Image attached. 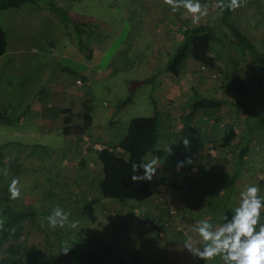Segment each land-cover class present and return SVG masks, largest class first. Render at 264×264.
Here are the masks:
<instances>
[{"label":"rangeland","instance_id":"obj_1","mask_svg":"<svg viewBox=\"0 0 264 264\" xmlns=\"http://www.w3.org/2000/svg\"><path fill=\"white\" fill-rule=\"evenodd\" d=\"M55 1L59 6H67L72 22L86 23L90 20L93 22L92 25H96L95 28L92 26L88 29L93 32L91 44L94 49L93 57L95 55L96 59L93 58V62H88L89 64H86V60L83 59V62L80 63L84 64L83 68L80 65L78 67L81 68L80 70H85L88 65L93 67L89 85H83L76 89L78 92L81 91L78 96L65 95L64 99L60 100V88L69 78L66 74L58 71V67L61 65L53 61L58 59L56 53L60 51L54 42L63 36L65 38L66 32L62 29L61 24L59 25L54 20L52 21L56 24V30H50L48 19L46 27H24V29L17 27L18 35L26 33L28 39L23 41L35 50L23 49L18 51L24 53L20 55L9 54L8 51L6 56L0 58V66H5L0 68V79L3 78L0 80V104L10 101L14 106H22V109L24 104L30 105L37 98L34 99L35 95L33 94L26 95L30 86L24 83L29 80L30 75L32 78L37 72L32 73L33 75L31 72H20L14 77L15 75L8 76L6 71L12 70L10 73L14 74V71L19 72L30 68L34 72V70L42 69V65L38 67L24 64V66L14 67L10 66L12 58L26 59L25 57H28L29 60H34V64H36V60L41 59L42 62L44 60L47 62L49 59L46 66H48L50 74L39 78L37 84L45 89L49 87L51 95L43 100L50 102L49 113L55 112L56 114L55 117H52L56 122L55 124L53 121L56 128L51 129L49 135L43 133L47 127H45V123L41 122L43 119L40 118V115H32V120H28L29 124L25 125V118L21 117L22 112L15 114V111H11L12 118L18 117L19 120H14L12 125H0V167L2 168L0 180L9 187L13 179H18L21 194L29 193L28 196L36 200L43 195L45 190L51 189L63 201L79 191L89 195L96 194L94 186L90 184L91 177L94 175L96 178L97 172L94 166L92 169L95 170V173L91 169L82 173L78 169L75 171L76 167H73V161L65 162L72 158L78 162V159L81 160L82 157H56L61 151L64 152L61 148L63 149L66 142L59 127L61 125L59 112L61 108L70 109L72 118L76 122H79L83 115L91 117L92 124L89 133L96 132L98 136L101 135L95 137V139H100L101 143L108 142L107 135H111L112 140L119 138L131 118L151 116L153 109L150 96L155 100L157 111L163 122L172 126L173 129L176 128L183 115V110L179 106L181 100L189 98L193 92L208 99H228L237 103H247L264 113L263 82L257 84V79L251 81L249 77H245L243 86L247 95L244 97L230 88L220 86L222 62L229 56V52L221 53L222 48L217 43L214 44V48L218 50L219 58H222L221 61H218L219 68L208 70L194 61L188 60L184 74L178 78L162 72L166 61L173 54L179 41V35L173 31L175 30L174 21L180 18L179 20L190 25H214L213 18L216 17V11H218L215 3L218 0H200L202 4L208 6V15L201 17L196 23H193L192 15L186 10L178 8L173 11L171 6L165 3V0H68L66 4L65 1ZM37 5L44 6L40 2ZM27 8L29 9L18 14L12 10L0 12V24L7 26V23L12 24L18 18L21 19L27 14L30 16L36 12L38 15L40 14L41 21L45 20L47 13ZM177 12L180 13L179 17L176 16ZM211 14L214 15L210 17ZM233 19L252 38L258 52L264 56V0H251L248 6L236 11ZM32 34H34L33 39H31ZM17 41H21V38ZM49 43L53 44L54 50L48 47ZM55 47L57 48L56 53ZM16 51L14 49L13 52ZM28 53H31L32 57ZM61 64L71 69L75 67L71 61H64ZM6 67H10V70H6ZM89 71L91 70L89 69ZM129 96L131 97L129 102L122 105V102ZM225 112V121L233 120L236 117V111L230 106L226 107ZM238 117L243 120L245 115L241 113ZM27 135L29 137L33 135L32 139H29ZM87 136L89 135L87 134ZM100 141L96 140V142ZM219 143L220 141H217L216 146H219ZM250 148L254 160L259 157V162L255 165L260 167L261 173V169L264 171V167L262 168L264 164V133L254 135ZM215 150L220 155L225 153L220 147ZM200 152L201 150L197 149L195 153H189L187 157L191 158L187 162L192 163L194 157H200ZM46 155L50 158L36 159L37 157H47ZM206 157H210L209 154L203 158V162L198 163V168L194 171L197 174L201 173L202 163L205 162L210 172L204 175L203 180L210 183L211 176L217 179L220 174H224L228 170L230 165H225V160L221 161L225 167L224 172V169L218 164L219 161L211 160L208 163ZM211 164L215 166L214 170L211 168ZM190 166L192 165L190 164ZM190 170L184 168L176 178H170L164 183L161 178L158 179L163 188V197L168 196V203L161 201L158 197L156 201L145 204V213L143 210L135 209L128 202L123 205L113 200L101 202L94 208L95 223H88L85 227H80L79 231L98 233L100 240L105 245L114 248L120 257L136 264H197V256L193 255L186 244L191 243L192 248L199 247L198 243L194 241V238L198 237L194 231L196 227L194 217L202 218L204 212L201 213L203 210L201 206L203 201L200 200L201 192L186 190L192 181V177L189 175ZM229 170L232 171L233 168L230 167ZM159 173L161 174L160 167L157 168L156 175ZM253 174L247 171L240 177V180L250 178ZM232 176H236V174ZM46 177L52 178L54 182L50 184L45 182ZM187 177L189 179L185 180ZM224 182L226 181L223 180L216 186L221 189H209L210 193L204 198L221 203L222 211L224 210L223 204L226 205L227 210H233L231 203L225 201V199L227 200L225 193L229 194V187H234L238 182L230 185L224 184ZM174 185H176V189L171 187ZM178 189L186 190L183 194L177 193L178 191L174 193V197L178 196L185 208L177 206L172 197L171 192ZM229 200L231 201V198ZM65 204L66 202L62 205ZM188 204L190 207H187ZM195 204L198 205L199 210L195 208ZM49 205L50 203L44 208L48 209ZM168 209H175L180 214L171 218L168 215ZM158 215H164L163 222L169 223L167 234L163 238L155 237V231L151 226V222H154ZM177 227L181 228L180 232L176 231Z\"/></svg>","mask_w":264,"mask_h":264},{"label":"trees","instance_id":"obj_2","mask_svg":"<svg viewBox=\"0 0 264 264\" xmlns=\"http://www.w3.org/2000/svg\"><path fill=\"white\" fill-rule=\"evenodd\" d=\"M39 2L44 6H38ZM228 2L229 0H224L225 5ZM250 3L251 0H246L242 7ZM27 7L38 10L40 13L47 12L56 23L61 24L67 36L75 41L83 58L87 62L92 61L93 32L88 30L96 26L92 25V21L72 22L67 6H59L55 0H0V12L12 10L18 14L29 9ZM238 9L229 10L227 7L223 11L218 9L217 18H213L214 25H190L179 20L180 18L174 21L175 30L173 31L179 35V41L163 67V74L175 78L182 76L188 60L208 70L219 68L218 61L222 58H219L218 50L214 48V44L217 43L222 48L221 53L229 52V56L222 62L220 81L222 88H230L244 97L247 95L243 86L245 77H249L251 81L257 79V84L264 83V56L258 52L252 38L234 21V14ZM176 16L179 17L180 13L177 12ZM18 36L17 27L0 24V58L8 52L9 37L17 38ZM58 68V71L66 74L73 83L77 84L76 82L79 81L82 86L89 85L85 75L66 66L61 65ZM35 78L34 76L31 78L30 75L29 80L24 82L25 85L28 83L31 86L29 90H34L33 86H39L37 84L39 81ZM30 81L32 82L29 83ZM130 98L129 96L123 101L122 105L129 102ZM149 99H152L153 114L149 117L131 118L125 126L123 135L106 144L111 150L96 153L102 169L101 180L93 184L96 194L89 195L79 191L63 201L55 191L49 189L36 200L28 196L29 193L21 194L18 199L13 200L10 198L8 185L0 180V264H136L120 257L114 248L105 245L98 233H82L79 228L85 227L88 223H95L94 208L101 202L113 200L121 205L128 202L135 209L141 210L144 204L156 201L158 197L164 195L156 190V184H160V178L163 183L170 179L172 173L175 174L173 178H176L185 168L184 165L179 167L180 169L177 167L178 162H183L181 157H187L189 153H195L197 149L201 150L200 157H205L207 154L210 157H228L226 164L233 170L230 171L229 167L220 183L224 180L226 181L224 184L230 185L241 181L240 177L249 171L251 164L248 157H252L250 145L254 135L264 133L263 112L247 103H237L228 99H208L193 92L189 98L181 100L179 106L183 110V115L173 129L172 126L163 122L157 111L155 100L151 96ZM228 106L236 111V117L225 121V109ZM18 109L20 106H14L10 101L1 103L0 125L8 126L12 125L14 120L18 121V117L13 119L11 116V111L16 113ZM26 110L29 111V108ZM59 112L64 116L61 129L63 137H83L89 133L91 117L84 115L82 122L78 124L69 116L70 110L61 109ZM241 113L245 115L243 120L238 117ZM25 115L26 113L23 112L21 117ZM184 139L189 140L187 147L183 144ZM217 141H220L219 146H216ZM217 147L222 148L225 153L223 155L217 153L215 150ZM153 155L157 156L159 163L163 165L161 174L155 176L156 184L153 180L132 182L130 179L134 174L132 163L146 162ZM46 156L36 159L50 158ZM167 162L171 163L170 167ZM0 170H2L1 167ZM209 172V170L202 171L200 184L206 186L207 192L211 188L221 189L216 187L217 184L203 180L204 175ZM138 174L143 175V170H138ZM233 174L236 176H232ZM45 182L50 184L54 181L46 177ZM234 187H229V194L225 193L227 197L225 201L231 203L233 210H227L226 205L223 204L222 211V206H218L221 203L207 200L211 209L216 210L215 219L211 221L215 226L224 223L225 216L230 219L235 207L238 206L233 199ZM65 202L66 204L62 205ZM49 203L51 206L45 209L44 207ZM55 207L70 212V218L78 223V227L50 230L45 218ZM262 217H264V211H262ZM163 218L164 215H158L157 219L153 218L155 220L151 222L155 237L163 238L167 234L168 228L163 224ZM183 242L185 243L184 240ZM65 248L70 249L65 253ZM218 259L219 257L207 262L197 257V264H223V261Z\"/></svg>","mask_w":264,"mask_h":264},{"label":"crops","instance_id":"obj_3","mask_svg":"<svg viewBox=\"0 0 264 264\" xmlns=\"http://www.w3.org/2000/svg\"><path fill=\"white\" fill-rule=\"evenodd\" d=\"M58 1H65V4L66 3H68V0H58ZM71 2V1H70ZM59 5V4H58ZM61 6V5H60ZM36 11V10H35ZM47 12H45V14H46ZM6 16V15H5ZM9 16H12V15H9ZM40 16V14L38 15V12H36V13H33V14H31L30 16H28V14H27V16L26 17H24V18H21V19H19L18 18V20H16V22H14V23H12V24H9V23H7V26H10V27H12L13 28V26L12 25H15L16 27H18V29H24V27H32V28H39V26L40 27H46V20L48 19V23H49V26H50V30H56V24L54 23V21H52L53 19L51 18V16L50 15H46V17H45V20H43V21H41L40 19H41V17H39ZM42 16V15H41ZM26 24V25H25ZM34 34H32L31 35V39H33V36ZM21 38V41H17V39H20ZM26 39H28V37H27V34L26 33H23L22 35H19L17 38H13V37H9V39H8V51H9V54L11 53V54H13V55H20V54H24V53H22V52H18V51H21V50H25V49H30V50H35V49H32V48H30L29 46H28V44L25 42V41H23V40H26ZM9 40H10V42H9ZM54 43H56V45L58 46V50H60L59 52H57L56 53V50H57V48L55 49V53H56V55H57V57L56 58H58V59H55V60H53L54 62H56V63H58V64H60V65H62L61 63H64V61H71L73 64H74V66L75 67H73L72 69H74V70H79L80 72V74H83V75H85L86 77H87V80H88V83H89V81H90V77H91V72H92V66L90 67V65H88V66H86L87 68L85 69V70H80L81 68H83V65L84 64H80L81 62H83V55L80 53V51L78 50V48L76 47V45H75V41L73 42L68 36H66L65 38H64V36L62 37V38H60L57 42H54ZM53 44H51V43H49L48 44V47L51 49V50H53V46H52ZM14 49H16L17 51L16 52H13L14 51ZM11 50V51H10ZM95 54V53H94ZM28 55L29 56H31L32 57V54L31 53H28ZM6 56V55H5ZM26 59H21V58H19V57H16L15 59H11L10 60V62H11V64H10V66H14V67H18V66H24V64H27L26 66H30V65H32V66H34V65H36V66H41L42 65V69H40V70H34V72H33V70H31L30 68H27L26 70H22V71H19V72H13L14 74H11L10 72H12V70L11 71H6L7 73H8V76H11V75H15L14 77H16L17 75H19V73L21 72V73H28V72H31V74L33 73H35V72H37L35 75H34V77H36L35 78V80L36 81H39V78H44V77H46V76H49V74H50V70H48V66H46V65H48V63H49V59H47V62H45V60L42 62V60L40 59V60H36V64H34L33 62H34V60H29L28 59V57H25ZM94 59H96L95 58V55H94V57H93ZM72 59H73V61H72ZM93 59V60H94ZM85 62H87V61H85ZM93 61H91V62H89V63H92ZM42 63V64H41ZM88 62L86 63V64H89ZM79 65L81 66V68L79 69L78 67H79ZM3 66V65H2ZM2 66H0V68L2 69ZM46 66V67H45ZM5 66H3V68H4ZM6 70H10V67H6L5 68ZM89 69L91 70V71H89ZM4 71V70H3ZM56 72H58V71H56ZM10 73V74H9ZM32 74V75H33ZM0 80H3V78L2 79H0ZM32 81H30L29 83H31ZM28 84V83H27ZM53 84H55V83H53ZM80 86H82V85H80V84H73V81L71 80V78H69V80L64 84V85H62V87L60 88V90H61V93H60V100H61V98H62V100L64 99V97H65V95L66 96H74V97H76V95L78 96V94H81L80 92H78V91H76V89H79L80 88ZM31 87V86H30ZM34 90H29L28 91V93H27V95L28 94H33V95H35L34 96V99L35 100H33V102H31V104L30 105H27V104H24V107L21 109V107L22 106H20V111L18 110L17 112L19 113V112H24V113H26V115L23 117V118H25L24 119V124L26 125V124H29V122H27L28 120H32V118H31V116L32 115H40V118H42L43 120L41 121V122H43V123H45V127H47V130H45L43 133H44V135H49V132L51 131V129H55L56 128V126H55V124H56V122L53 120V116L55 117L56 116V114H55V112L54 113H49L50 112V110H51V106H50V102H48V100H43V98H46V97H50V95L51 94H49V87H46V89H45V87H39V86H33L32 87ZM66 89H69V90H66ZM46 90V91H45ZM27 108H29V111L28 110H26ZM61 109H68V108H61ZM60 109V110H61ZM59 110V111H60ZM68 110H70V109H68ZM18 113H15V114H18ZM58 113V112H57ZM61 115V114H60ZM71 118H72V115H71V111H70V115H69ZM84 117V115L80 118V121L79 122H76V121H74V122H76V123H78V124H80L81 122H82V118ZM60 118H61V125L59 126L60 127V129H62L63 128V118H64V116L63 115H61L60 116ZM73 119V118H72ZM59 120V119H58ZM53 121L55 122V124H53ZM125 129H126V127L124 128V130H122L123 131V133L125 132ZM123 133L122 134H120V135H123ZM88 135L91 137V139H94L95 141L97 140H99L100 141V139H95V137H100L101 135H99L98 136V133H88ZM28 136V135H27ZM31 136L33 137V135H30V137H29V139H32L31 138ZM113 137V136H112ZM120 137V136H119ZM81 138L82 137H75V136H68V137H64V139H65V146L63 147V149L61 148V150H64V152L62 153V151L61 150H57V151H61V153L60 154H57V156L56 157H69V158H71V157H82V159L80 160V159H78V162L76 161H74L73 160V158L70 160V159H67V160H65V162H69V163H71L72 161H73V167H76V169H75V171L78 169V171L80 172V171H82V173H84L86 170L88 171V170H92V172L93 173H95V170H96V178L94 177V175L91 177V179H90V184L91 185H93L92 184V182H97V181H99V180H101V178H102V169H101V165L99 164V162H98V160H97V154L95 153V152H92V151H84V149H83V147H82V142H81ZM104 138V137H103ZM106 140L108 141V142H105L104 144H108V143H110V142H113V141H115V140H112V138H111V135L110 136H106ZM100 142H102V141H100ZM54 152V151H53ZM49 153V155L51 154V151L50 152H48ZM152 157H149L147 160H146V162H148L150 159H151ZM189 158H191V157H181V159H183V165L185 166V169H187V170H190L191 168V170H190V173H189V175L192 177L191 178V180L192 181H190V183H191V185H189V184H187V185H189V187L188 188H186V190L189 192H192V191H194V192H196V191H198V192H201V198H200V200L202 199V201H203V203H202V207H203V210L201 211V213H203L204 212V214H203V216H201L202 218H200V217H194V222H195V224H196V226L198 225V223H199V221H201V220H205V219H207V220H209L210 222L213 220L214 221V219H215V216H216V210L214 211V209L212 210L211 209V207H210V204L208 203V201L204 198V196H206L207 194H206V192L208 191V189L206 188V186H204V185H200V183H201V180H200V177H201V173H202V171L204 170H209L208 169V167H207V165H205V162L204 163H202L203 164V170L201 171V173H196L194 170L196 169V168H198L197 166H198V163H201V162H203V158L204 157H194V160H193V162L192 163H190V162H187V160L189 159ZM258 158V159H257ZM257 158H255V160H254V158L253 157H248V161L251 163L250 164V166H249V171L250 172H252V173H254L250 178H247V179H241V181L238 183V184H236L235 185V189L233 190V195H234V197H233V199H234V202H235V204H239V202H240V193L241 192H243V191H245L246 190V188L248 187V186H251V185H258L259 186V188H260V192H259V194L261 195V196H264V171H262V169H261V173H260V167H258L257 165H255V164H258V162H259V157H257ZM70 160V161H69ZM80 160V161H79ZM206 160H208L207 162L208 163H210V161L211 160H216V161H219L218 162V164L219 165H221V167L224 169L225 167H224V164H226V163H224V164H221V161H223V160H225V162H227V160H228V158L227 157H222V156H220V157H206ZM256 162V163H255ZM74 164H75V166H74ZM190 164L192 165V166H190ZM167 165L170 167L171 166V163L169 162H167ZM95 167L94 169H92V167ZM158 167H160V169H163V165H161L160 163L158 164ZM157 167V168H158ZM213 167H215L214 165H212L211 164V168L213 169ZM218 167V166H217ZM220 167V168H221ZM264 167V164H263V166H262V168ZM179 168V167H178ZM180 169V168H179ZM212 169H210V170H212ZM264 169V168H263ZM214 170V169H213ZM224 172H225V169H224ZM247 173V172H246ZM162 174H164V173H162ZM224 174H220L219 175V177L217 178V179H214V178H212V176L210 177V181H211V183L212 184H218V183H220V180H221V178H222V176H223ZM178 176V175H177ZM73 177V176H72ZM173 177H175V174H170V178H173ZM261 179V180H260ZM166 181H168V180H165V182ZM175 186V187H174ZM174 186H171V187H173V188H175L176 189V185H174ZM185 189H178V190H176V191H172L171 192V194H172V197H173V199H174V202H175V204L177 205V206H179V207H182V208H185L184 207V204L183 203H181L179 200V198H178V196L177 197H174V193H176L177 191V193H184L185 191H186ZM206 191V192H205ZM205 192V193H204ZM168 193H169V191H168ZM208 194L210 193V191L209 192H207ZM170 194V193H169ZM170 194V195H171ZM166 197H168V196H166ZM210 202V201H209ZM147 204V203H146ZM187 204V203H186ZM189 206H187V207H190V204H188ZM196 206H195V208L197 209V210H199V207H198V205L197 204H195ZM219 207H221V205L219 204L218 205ZM144 207H145V204L143 205V209H141V210H143L145 213H146V210L144 209ZM193 207V206H192ZM210 207V208H209ZM193 209V208H192ZM137 210H139V211H141L140 210V208H138ZM206 212V213H205ZM220 213V212H219ZM194 214V213H193ZM208 214H209V216H208ZM261 223H264V221H261ZM194 241H195V243L197 242L198 243V245H199V247L198 248H201L202 246H203V241L199 238V236L197 237V238H194ZM219 261H222L220 258L218 259Z\"/></svg>","mask_w":264,"mask_h":264},{"label":"clouds","instance_id":"obj_4","mask_svg":"<svg viewBox=\"0 0 264 264\" xmlns=\"http://www.w3.org/2000/svg\"><path fill=\"white\" fill-rule=\"evenodd\" d=\"M173 11L183 8L193 17V23L201 17L208 15V6L202 4L200 0H165ZM246 3V0H229L225 5L224 0H218L216 7L223 11L225 7L229 10H236ZM185 147L189 145V140L184 139ZM159 158L155 155L148 162L132 163V182L152 181L156 175ZM183 162H178L177 167H182ZM143 170V175L138 174V170ZM18 179H13L9 185L8 192L10 198L15 200L21 196L18 187ZM258 185H251L240 193V202L235 207L234 214L229 219L224 217V223L215 226L209 220H201L194 231L204 242L201 248H192L191 243H187L193 255L200 259L211 262L219 257L223 264H264V223H261L262 211H264V196L259 194ZM71 213L63 208L55 207L45 218L50 230L71 228L76 229L78 223L73 221ZM191 239V238H190ZM70 248H65L66 253Z\"/></svg>","mask_w":264,"mask_h":264},{"label":"built area","instance_id":"obj_5","mask_svg":"<svg viewBox=\"0 0 264 264\" xmlns=\"http://www.w3.org/2000/svg\"><path fill=\"white\" fill-rule=\"evenodd\" d=\"M76 83L81 85V83L79 81H77ZM81 142H82V147H83L84 151H86V152L87 151H92V152H95V153H100V152H102L104 150H107V149L108 150H111V149L108 148V146L106 144L101 143V142H96V141L92 140L87 135H84L81 138ZM155 176L153 177L152 180L156 184ZM156 190L159 191V192H161V193H163V188H162V186L160 184H156ZM159 199L161 201L165 202V203H168L169 202L168 197L161 196V197H159ZM167 208H169V207H167ZM168 213H169L168 214L169 217H171V218H174L175 216H177L178 214H180V212H178L175 209H168ZM163 224L165 225V227H167V228L169 227V223L163 222ZM176 231L177 232H180L181 231V228L180 227H177L176 228Z\"/></svg>","mask_w":264,"mask_h":264}]
</instances>
